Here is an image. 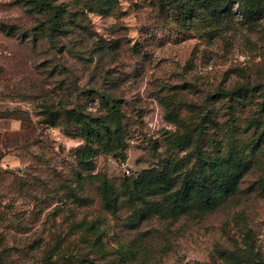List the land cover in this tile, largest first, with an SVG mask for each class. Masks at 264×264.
Here are the masks:
<instances>
[{"label":"rangeland","instance_id":"374dc122","mask_svg":"<svg viewBox=\"0 0 264 264\" xmlns=\"http://www.w3.org/2000/svg\"><path fill=\"white\" fill-rule=\"evenodd\" d=\"M250 1L0 0V264H264Z\"/></svg>","mask_w":264,"mask_h":264},{"label":"trees","instance_id":"16d2710c","mask_svg":"<svg viewBox=\"0 0 264 264\" xmlns=\"http://www.w3.org/2000/svg\"><path fill=\"white\" fill-rule=\"evenodd\" d=\"M51 13L54 15L51 20L50 27H52V30H54L56 23L53 21V18H55L56 15V9L54 7H50ZM214 11V10H213ZM212 11V12H213ZM264 11V8L260 6L259 0H251L244 8L241 9L242 14L247 17L248 19L256 20L261 17L262 13ZM110 118H112V125L113 128H117L119 123V113L115 106L111 107L110 111ZM100 126L104 129V134L106 135L107 139H110L111 135L108 134L110 131V126H106L104 122L100 123ZM98 130L94 132L96 136H98ZM114 133V131H113ZM91 155V154H90ZM85 157V156H84ZM230 174H229V189L230 191H234L237 187L239 181L242 178V175L244 173V164L242 160L240 159L238 153L236 151H233L230 156ZM160 176L162 174L155 173L153 171L146 172V177L149 178L151 182H161ZM155 181H153V180ZM142 187H149L152 188L151 184H147V186H144V184H140ZM134 189L137 190V184H135ZM101 195L103 200L111 207H115V201L116 197L114 196L113 192L111 191V188L104 184L102 186Z\"/></svg>","mask_w":264,"mask_h":264}]
</instances>
